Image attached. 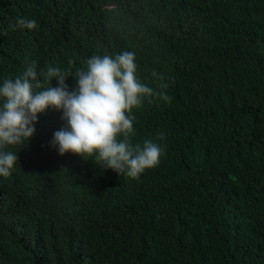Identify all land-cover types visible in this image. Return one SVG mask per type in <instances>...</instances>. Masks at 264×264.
Instances as JSON below:
<instances>
[{"label":"trees","instance_id":"obj_1","mask_svg":"<svg viewBox=\"0 0 264 264\" xmlns=\"http://www.w3.org/2000/svg\"><path fill=\"white\" fill-rule=\"evenodd\" d=\"M123 51L171 98L132 112L134 144L165 133L159 166L137 180L60 155L48 108L5 149L0 264H264V0H0V85L35 62L71 91L87 58Z\"/></svg>","mask_w":264,"mask_h":264},{"label":"clouds","instance_id":"obj_2","mask_svg":"<svg viewBox=\"0 0 264 264\" xmlns=\"http://www.w3.org/2000/svg\"><path fill=\"white\" fill-rule=\"evenodd\" d=\"M9 27L32 30L38 25L18 17ZM137 68L135 53L123 51L87 58L74 75L77 85L71 91L65 83L71 74L59 66L48 65L37 72L33 62L14 80L5 79L0 85V176L11 177L18 161L17 153L5 149L28 142L38 115L48 108L62 110L61 118L67 122L51 141L60 155L71 152L93 157L103 169L137 180L145 170L158 167L163 148L156 141H164L166 135L160 132L155 141L134 144L132 112L145 98L167 103L171 98L142 83ZM53 78L58 81L55 87ZM167 87V83L159 85L160 89Z\"/></svg>","mask_w":264,"mask_h":264}]
</instances>
